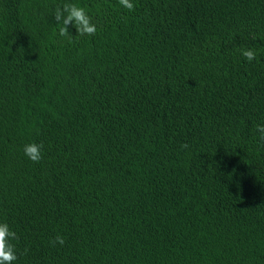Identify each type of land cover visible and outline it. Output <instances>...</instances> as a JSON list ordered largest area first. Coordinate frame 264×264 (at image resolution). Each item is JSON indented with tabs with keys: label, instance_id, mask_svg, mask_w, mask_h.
Listing matches in <instances>:
<instances>
[{
	"label": "trees",
	"instance_id": "trees-1",
	"mask_svg": "<svg viewBox=\"0 0 264 264\" xmlns=\"http://www.w3.org/2000/svg\"><path fill=\"white\" fill-rule=\"evenodd\" d=\"M131 2L0 0L13 264H264V0Z\"/></svg>",
	"mask_w": 264,
	"mask_h": 264
},
{
	"label": "clouds",
	"instance_id": "clouds-1",
	"mask_svg": "<svg viewBox=\"0 0 264 264\" xmlns=\"http://www.w3.org/2000/svg\"><path fill=\"white\" fill-rule=\"evenodd\" d=\"M121 6L128 11H134L135 5L131 0H119ZM54 19L59 28V35L67 36L70 39L72 36L69 33V26L76 29L77 36H94L97 32V26L92 22V18L88 15L85 8L79 7L73 3H64L62 6H57L54 13ZM241 54L249 61L256 59V52L252 49L241 50ZM257 131L260 133V139L264 141V125H257ZM182 148H187V144H182ZM43 144L30 143L24 146V154L34 163H38L42 159ZM18 239L16 232L10 230L7 223H0V264H13L18 259L14 245L11 240ZM52 245H64L65 238L62 235H57ZM27 250H25V253Z\"/></svg>",
	"mask_w": 264,
	"mask_h": 264
}]
</instances>
